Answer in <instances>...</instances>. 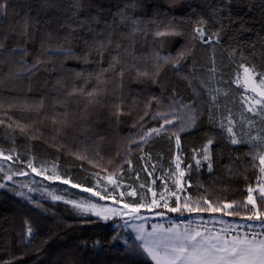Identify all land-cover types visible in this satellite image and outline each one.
I'll return each mask as SVG.
<instances>
[{"label": "trees", "instance_id": "1", "mask_svg": "<svg viewBox=\"0 0 264 264\" xmlns=\"http://www.w3.org/2000/svg\"><path fill=\"white\" fill-rule=\"evenodd\" d=\"M0 7V264H154L115 218L80 214L40 195L42 187L87 199L82 189L121 175L134 188L118 199L129 206H145L150 189L166 186L180 203H231L238 213L167 209L169 217L247 221L254 209L243 205L257 183L264 143L232 144L227 126L230 116L237 138L264 135L262 121L247 126L252 118L235 84L242 64L264 73V0H0ZM197 27L207 39L199 40ZM172 30L179 35L155 34ZM96 41L107 45L102 56ZM117 55L119 63L97 80ZM183 105L194 109V123ZM157 113L172 124L142 140L164 123L153 119ZM42 164L54 167L56 180L34 176L29 187L36 192L19 185L29 165ZM252 195L264 212V200ZM176 204L171 195L169 207Z\"/></svg>", "mask_w": 264, "mask_h": 264}, {"label": "snow or ice", "instance_id": "2", "mask_svg": "<svg viewBox=\"0 0 264 264\" xmlns=\"http://www.w3.org/2000/svg\"><path fill=\"white\" fill-rule=\"evenodd\" d=\"M228 3H231V0H228ZM79 6V5H77ZM135 7V5H133ZM0 11H2V7H0ZM75 15V13H74ZM118 15H121V23H123V9ZM93 20H96L93 17ZM96 22H99L96 20ZM87 23L86 21H82L81 24ZM133 24H138L139 21L132 20ZM203 25V21L200 22ZM90 32L93 31L91 27L88 29ZM195 31L199 34L201 39L204 38V31L202 27H197ZM157 36L163 35H179V33L172 31L160 32L157 31L155 33ZM96 35H100L97 33ZM215 36H219V33H214ZM95 40V36L93 37ZM88 43L87 41L85 42ZM110 43V41H109ZM4 45L0 44V49H3ZM119 47V46H117ZM63 49H61L62 51ZM95 50L98 55H103V52L107 50V45L104 41H96ZM68 54L71 55V50H68ZM88 55L90 52H86L84 56L85 62L88 60ZM180 58L183 59V53L180 54ZM39 63V61H37ZM119 63V57L113 56L112 61L109 64L108 69H101L100 73L97 75L96 79L99 80L100 77L104 74V72L111 70L114 68L115 64ZM179 63V61L177 62ZM35 67V65H33ZM243 68L244 73V81L245 84L252 79L253 75H260L259 80V88L260 91H257V87L255 84L251 87V91L256 93L255 96L252 97L251 103L247 107V111L253 113L254 116H258L261 121H264V73H250V69L244 67L242 64L240 66ZM31 71V69H29ZM80 75V74H78ZM122 75V73H121ZM240 80V74H237V82ZM77 91L76 89L73 90ZM82 91V89L80 90ZM247 91V89H246ZM89 96H93L94 92H89ZM259 97V98H257ZM216 98L213 97V100ZM42 106V102H41ZM183 108H187L190 110L191 114L188 117L190 123L195 122V114L194 109H192L191 105H183ZM158 117L163 118L164 123L160 128H153L149 132H146L144 136L141 137L142 140L147 139L152 133L159 134L160 131L164 128L165 125L172 124V120L168 119L167 113H157V115L153 116V119ZM229 124L227 126V132L230 134V139L232 144H240V143H248L252 144L253 141H260L264 143V137L254 136L250 137L247 141L237 138L235 133L233 132V121L231 117L228 118ZM3 123V121H0ZM247 123L250 126H254L255 121L252 119H247ZM224 127L223 123L221 124ZM183 130V127L181 128ZM175 135V134H174ZM135 142V141H134ZM177 146H179V137L177 135ZM209 144L212 143L211 140L208 141ZM204 156L203 159L209 161L208 167L211 170V162L210 156L208 154V148L205 146L203 149ZM9 159L10 157H5ZM255 159V157H254ZM259 161L261 165H264V155L259 156ZM200 164V161H197V165ZM31 167V165H29ZM176 169L179 170V175L183 177L184 171L180 170V164H176ZM36 171L35 168L32 169ZM261 171L264 172V168H261ZM26 174V173H21ZM11 176H8L7 179L11 180ZM110 182L116 183L109 177ZM64 183H68L67 180ZM175 184L178 189H180V180L177 179ZM75 187V185H73ZM0 187H4L3 184H0ZM86 191H90V189H85ZM249 195L247 198V204H244L243 207L247 208L248 205H252L253 210H249L250 214L246 216L247 221H250L246 224H237L233 225L230 223H226L224 221H220L225 226L221 228L219 231L210 230L206 226L196 225L193 226V221H188L186 225L181 228L179 224H171L169 227L165 228L163 225H153L152 230L150 232L145 231L143 225L135 226L137 231L136 239L141 241L139 245H137V250L146 254L154 264H264V212H261L256 207V200L251 195L253 189L249 188ZM94 196H99L100 193L93 192ZM133 193H130V195ZM18 195H24V193H18ZM155 196V193H153ZM175 196L177 204L176 207H168L167 200H164V195L161 193L160 199L164 200V207L168 209L169 212H178L181 215L184 211L189 213L191 212H220L224 210L225 215H238V213L234 210V205L231 203H225L222 207H213V205L204 200V204L206 207H200L198 202H192L188 197L184 198L183 203H180V196L176 195V193H172ZM261 199L264 200V188L260 190ZM55 199H59V197H54ZM101 199L105 197L101 196ZM76 208L87 212L92 210L95 215L100 216L102 214H116V215H127L135 213L137 214L136 218H141L138 216L140 212V208L143 205L129 206L127 204L124 205V208L129 209L128 213H122L118 209L114 208H106L102 206H98L96 204H89L85 206L84 204H77L72 202ZM152 205L156 207H160V204L157 200L153 199L151 202ZM99 209V210H97ZM233 209L232 212L227 210ZM157 215H163V213H157ZM104 219H108V215H104ZM237 229H247V231L239 232ZM236 232L235 235L232 233ZM29 235L32 233V229H28ZM115 239V237H114Z\"/></svg>", "mask_w": 264, "mask_h": 264}, {"label": "rangeland", "instance_id": "3", "mask_svg": "<svg viewBox=\"0 0 264 264\" xmlns=\"http://www.w3.org/2000/svg\"><path fill=\"white\" fill-rule=\"evenodd\" d=\"M197 36H198L199 40H201V41L207 39L206 35H204L203 39H201L199 37L198 33H197ZM244 67H246V66H244ZM238 73L240 74V80H239V82H237V75H236L235 84L242 89V102H243V105L245 107V110L249 114V117H251L255 122H257V121L260 122L261 121L260 118L258 116H254L253 113L248 112L247 107L251 103L252 97L256 95V93H253L251 91V87L255 84V86L257 87V91H260L258 82H259L261 77H260V75H253L252 79L249 80V82L247 84H245L243 68H240ZM250 73L259 74V72L255 71L253 69H250ZM246 89H247V91H246ZM257 98H259V97H257ZM262 124H264V121H262ZM235 125H236V123H233L232 127H234ZM247 126H249L248 123H247ZM260 131H264V127ZM254 136H258V135H254ZM254 136H251V137H254ZM259 136H261V135H259ZM263 137H264V135H263ZM260 155H264V152H260L259 156ZM259 156H258V161H259ZM3 159H4V157L0 154V162H2ZM259 164H260V161H259ZM260 166H261V168H264V165L260 164ZM33 168H35L36 171H33L32 170ZM0 171H3L1 169V167H0ZM15 173L17 174V172H15ZM21 173H23V172H18L17 175L23 176L24 174H21ZM8 176H10V175L6 173V177L4 178L5 181H10L9 179H7ZM34 176L35 177L40 176V177H43V178L48 179V180H56V173H55L54 167L52 165L42 164V165L30 167V173H29L28 178L25 180L26 182H22L19 185L25 187L28 191L36 192L35 189H32L29 187V184H34L37 181L34 178ZM109 177H111L112 180H114L116 183L114 184V183L110 182ZM262 188H264V172H262L260 169V174L258 176L257 183H256L255 187L253 188L252 193L253 192L257 193V195L261 198L260 190ZM82 190H85V189H82ZM93 192H98V193H100V195L94 196L92 194ZM87 193L89 196L87 199L81 197V198H78L77 200H71L68 197L56 195L55 193L52 192V190L46 189L45 187H42V190H40V192H39L40 195L48 196V197L52 198L53 200L68 202L69 204L73 205L74 207H75V205L72 202H75L77 204H84L85 206H88L89 204H96L98 206H102V207H106V208L118 209L122 213H127V211L124 209L125 202L119 201L118 199L124 200L125 197L133 196L134 195V188L131 187L126 181H124L123 176H121V175L120 176H106V177H102L101 179H99L96 182L94 188L90 189V191H87ZM130 193H133V194L130 195ZM153 193H155V196L153 195ZM161 193H163V195H164V200H167L168 207L170 206V197L172 195V192L169 189H167L166 186H163L159 191L154 190V189H150L149 196L147 198V202H146L145 206L140 208V212L138 214V216L141 218H136L137 214H135V213H132L129 216L116 215L114 213L113 214H102L100 216H97L94 214V212L92 210L84 212V211H82L76 207L75 208L78 211V213H80V214L91 213L92 215L97 216L101 219H104V215H108L109 219L115 218L116 222L114 223V225H116L118 223L121 224L123 227H125V229H128L130 231V233L133 235V237L135 239L137 236V231H136L135 226L143 225L145 231L150 232L152 230L153 225H163L165 228H167L171 224H173L177 219H180V218L185 219V220H187V219L193 220V219H198L199 217H203L201 215L177 216V217L176 216L175 217L167 216V214L165 213L167 208H165L163 206L164 200L160 199ZM252 193H251V195H252ZM101 196H103L105 198L101 199L100 198ZM54 197H59V199H55ZM153 199H155L159 202L160 207H156L155 205L151 204ZM97 210H99V209H97ZM157 213H163V215H157ZM203 218L213 219L214 221L215 220H222V221H225L226 223H230L233 225L246 224V223L250 222V221H245V220L244 221H227L221 216H207V217H203ZM137 241L139 242V244L141 243V241H139V240H137ZM152 262L154 263V261H152Z\"/></svg>", "mask_w": 264, "mask_h": 264}, {"label": "built area", "instance_id": "4", "mask_svg": "<svg viewBox=\"0 0 264 264\" xmlns=\"http://www.w3.org/2000/svg\"><path fill=\"white\" fill-rule=\"evenodd\" d=\"M157 178H159V176H157ZM188 186V184H186ZM188 221H193V226H196V225H201L202 227L203 226H206L208 229L210 230H215V231H219L221 228H223L225 225L223 223H220V221L222 220H213V219H205L203 217H199L198 219H177L174 223L175 224H179L182 228L184 225L187 224ZM225 222V221H224ZM237 231L239 232H244V231H247V229H237ZM233 235L236 234V232H233L232 233Z\"/></svg>", "mask_w": 264, "mask_h": 264}, {"label": "water", "instance_id": "5", "mask_svg": "<svg viewBox=\"0 0 264 264\" xmlns=\"http://www.w3.org/2000/svg\"><path fill=\"white\" fill-rule=\"evenodd\" d=\"M126 211H127V213L129 212V209H126V208H124ZM130 214H127L126 216H129Z\"/></svg>", "mask_w": 264, "mask_h": 264}]
</instances>
